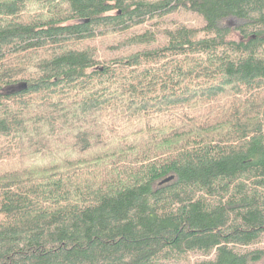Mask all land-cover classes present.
<instances>
[{
    "label": "trees",
    "instance_id": "obj_1",
    "mask_svg": "<svg viewBox=\"0 0 264 264\" xmlns=\"http://www.w3.org/2000/svg\"><path fill=\"white\" fill-rule=\"evenodd\" d=\"M263 260L264 0H0V264Z\"/></svg>",
    "mask_w": 264,
    "mask_h": 264
},
{
    "label": "rangeland",
    "instance_id": "obj_2",
    "mask_svg": "<svg viewBox=\"0 0 264 264\" xmlns=\"http://www.w3.org/2000/svg\"><path fill=\"white\" fill-rule=\"evenodd\" d=\"M243 22L237 19H231L228 18L227 20L224 21L223 25L227 27H237L240 26ZM260 264H264V260L260 262Z\"/></svg>",
    "mask_w": 264,
    "mask_h": 264
},
{
    "label": "water",
    "instance_id": "obj_3",
    "mask_svg": "<svg viewBox=\"0 0 264 264\" xmlns=\"http://www.w3.org/2000/svg\"><path fill=\"white\" fill-rule=\"evenodd\" d=\"M25 89H26V84L25 83L19 84L16 87V90H18V91L25 90Z\"/></svg>",
    "mask_w": 264,
    "mask_h": 264
}]
</instances>
